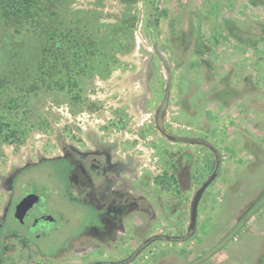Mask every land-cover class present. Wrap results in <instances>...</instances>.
Instances as JSON below:
<instances>
[{
    "label": "rangeland",
    "instance_id": "rangeland-1",
    "mask_svg": "<svg viewBox=\"0 0 264 264\" xmlns=\"http://www.w3.org/2000/svg\"><path fill=\"white\" fill-rule=\"evenodd\" d=\"M21 5L0 11V264H260L264 0Z\"/></svg>",
    "mask_w": 264,
    "mask_h": 264
},
{
    "label": "water",
    "instance_id": "water-1",
    "mask_svg": "<svg viewBox=\"0 0 264 264\" xmlns=\"http://www.w3.org/2000/svg\"><path fill=\"white\" fill-rule=\"evenodd\" d=\"M203 190V186L200 188V190L195 195V198L193 200V208L195 206V203L198 199V196L200 195L201 191ZM192 208V209H193ZM18 211H16L15 215H17ZM30 213L26 214L24 213L21 217H19V222L27 227V229L34 235L39 236L45 233V231L49 230L50 227L53 226L51 219H46L45 217L38 218V216H29ZM31 215V214H30Z\"/></svg>",
    "mask_w": 264,
    "mask_h": 264
},
{
    "label": "trees",
    "instance_id": "trees-1",
    "mask_svg": "<svg viewBox=\"0 0 264 264\" xmlns=\"http://www.w3.org/2000/svg\"><path fill=\"white\" fill-rule=\"evenodd\" d=\"M21 1L22 0H0V11L6 16L17 17V18L21 17L28 10L27 8H25V5L24 6L21 5ZM55 48L58 49L57 46ZM68 161L73 163L70 159ZM73 164L77 169L78 163L75 162ZM260 264H264V260Z\"/></svg>",
    "mask_w": 264,
    "mask_h": 264
},
{
    "label": "flooded vegetation",
    "instance_id": "flooded-vegetation-1",
    "mask_svg": "<svg viewBox=\"0 0 264 264\" xmlns=\"http://www.w3.org/2000/svg\"><path fill=\"white\" fill-rule=\"evenodd\" d=\"M64 161H68V159H64ZM75 172V171H74ZM116 208H120L118 205H116V204H113L112 206H111V204H109L108 206H105V208H104V210H103V214H107V215H109V216H111L112 217V219H115L116 217H117V213H115V210H118V209H116ZM109 210H111V211H109ZM33 214L35 215V213L33 212ZM101 218V217H100ZM102 219V218H101ZM104 219V218H103ZM24 227H26L25 225H23ZM27 228V227H26ZM55 227H50V229L49 230H47V231H45V233H43L42 235H44V234H48L49 232H50V230L51 229H54ZM28 232H30V231H28ZM30 234L31 235H33L31 232H30ZM42 235H39V236H42ZM34 236V235H33Z\"/></svg>",
    "mask_w": 264,
    "mask_h": 264
}]
</instances>
